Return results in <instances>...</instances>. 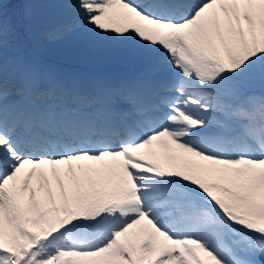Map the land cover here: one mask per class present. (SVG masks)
I'll use <instances>...</instances> for the list:
<instances>
[{
  "label": "snow or ice",
  "instance_id": "1",
  "mask_svg": "<svg viewBox=\"0 0 264 264\" xmlns=\"http://www.w3.org/2000/svg\"><path fill=\"white\" fill-rule=\"evenodd\" d=\"M0 0V264H264V0ZM80 35L137 62H50Z\"/></svg>",
  "mask_w": 264,
  "mask_h": 264
},
{
  "label": "rangeland",
  "instance_id": "2",
  "mask_svg": "<svg viewBox=\"0 0 264 264\" xmlns=\"http://www.w3.org/2000/svg\"><path fill=\"white\" fill-rule=\"evenodd\" d=\"M75 2L76 0H50L49 3L36 5L33 9L36 27H49L69 20L72 21V19L79 15L74 9L71 8V5L75 4ZM23 8H25L24 4ZM23 12L24 9L23 11L17 12L15 7L11 11L10 19H12L13 22H16V20L23 15ZM46 56L50 62L84 76L89 77L92 73L97 72V75H99L103 80H113V78H111L109 75L99 72L98 68L101 67L95 68L92 67L91 64L106 65L108 62L110 64H117V62L126 63L124 66L119 65V71L123 66L126 68V70H128L126 72L132 73V64L137 63L130 59L112 55L107 51L90 50L86 48L81 42L79 34L66 37L64 40L49 46ZM127 66L130 67L127 69ZM90 70L92 71L89 72Z\"/></svg>",
  "mask_w": 264,
  "mask_h": 264
},
{
  "label": "trees",
  "instance_id": "3",
  "mask_svg": "<svg viewBox=\"0 0 264 264\" xmlns=\"http://www.w3.org/2000/svg\"><path fill=\"white\" fill-rule=\"evenodd\" d=\"M17 8L18 11L20 12L22 7H21V0L16 1V0H7L6 8L5 11L8 16H10V12L12 9Z\"/></svg>",
  "mask_w": 264,
  "mask_h": 264
},
{
  "label": "bare ground",
  "instance_id": "4",
  "mask_svg": "<svg viewBox=\"0 0 264 264\" xmlns=\"http://www.w3.org/2000/svg\"><path fill=\"white\" fill-rule=\"evenodd\" d=\"M142 1V0H141ZM142 2H148V0H143ZM72 4V3H71ZM71 9V8H70ZM78 16V15H77ZM80 17H76V18H74V19H72V20H75V19H79Z\"/></svg>",
  "mask_w": 264,
  "mask_h": 264
}]
</instances>
